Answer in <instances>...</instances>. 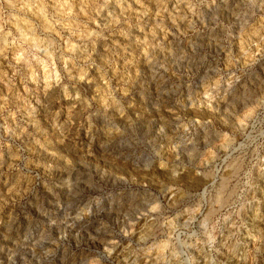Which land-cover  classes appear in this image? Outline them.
Wrapping results in <instances>:
<instances>
[{"label":"rangeland","instance_id":"rangeland-1","mask_svg":"<svg viewBox=\"0 0 264 264\" xmlns=\"http://www.w3.org/2000/svg\"><path fill=\"white\" fill-rule=\"evenodd\" d=\"M0 264H264V0H0Z\"/></svg>","mask_w":264,"mask_h":264}]
</instances>
